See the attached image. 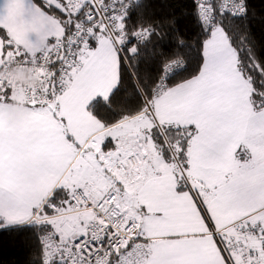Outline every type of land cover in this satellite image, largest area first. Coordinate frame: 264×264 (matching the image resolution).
Masks as SVG:
<instances>
[{
	"label": "snow or ice",
	"instance_id": "obj_1",
	"mask_svg": "<svg viewBox=\"0 0 264 264\" xmlns=\"http://www.w3.org/2000/svg\"><path fill=\"white\" fill-rule=\"evenodd\" d=\"M193 2L0 0V232L42 264H264V16Z\"/></svg>",
	"mask_w": 264,
	"mask_h": 264
},
{
	"label": "trees",
	"instance_id": "obj_2",
	"mask_svg": "<svg viewBox=\"0 0 264 264\" xmlns=\"http://www.w3.org/2000/svg\"><path fill=\"white\" fill-rule=\"evenodd\" d=\"M249 2L257 10L258 17L264 16V0H249ZM150 4L154 18L177 15L182 29L188 26L194 30L193 0H150ZM132 21L133 23L136 21L135 14L132 16ZM251 27L257 38L264 40V20L256 19ZM171 38L172 36L169 34L165 41H157L156 46L167 42ZM192 54L194 55V53ZM258 55L264 58V49H260ZM0 256L4 257L6 264H42V253L37 229L31 225H23L13 226L6 231L0 232Z\"/></svg>",
	"mask_w": 264,
	"mask_h": 264
},
{
	"label": "clouds",
	"instance_id": "obj_3",
	"mask_svg": "<svg viewBox=\"0 0 264 264\" xmlns=\"http://www.w3.org/2000/svg\"><path fill=\"white\" fill-rule=\"evenodd\" d=\"M15 76L17 79H20V80H23L26 82H30V80H31V74L29 72H26V71L16 73Z\"/></svg>",
	"mask_w": 264,
	"mask_h": 264
}]
</instances>
